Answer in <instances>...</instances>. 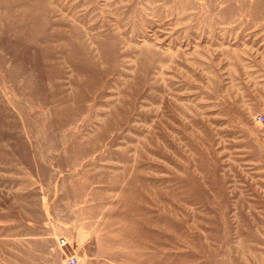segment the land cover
Segmentation results:
<instances>
[{
    "label": "rangeland",
    "instance_id": "374dc122",
    "mask_svg": "<svg viewBox=\"0 0 264 264\" xmlns=\"http://www.w3.org/2000/svg\"><path fill=\"white\" fill-rule=\"evenodd\" d=\"M260 115L264 0H0V264H264Z\"/></svg>",
    "mask_w": 264,
    "mask_h": 264
},
{
    "label": "built area",
    "instance_id": "2783aa9c",
    "mask_svg": "<svg viewBox=\"0 0 264 264\" xmlns=\"http://www.w3.org/2000/svg\"><path fill=\"white\" fill-rule=\"evenodd\" d=\"M258 120H259V122L264 124V115H260L258 117ZM58 245L60 247L64 246L65 245V241L62 238H60L58 240ZM63 264H81V263H80L79 257L74 252H70V253H67L65 255Z\"/></svg>",
    "mask_w": 264,
    "mask_h": 264
},
{
    "label": "crops",
    "instance_id": "0c3cea01",
    "mask_svg": "<svg viewBox=\"0 0 264 264\" xmlns=\"http://www.w3.org/2000/svg\"><path fill=\"white\" fill-rule=\"evenodd\" d=\"M39 232V234H41V232L40 231H38ZM31 233H32V231H31ZM69 248H72V245H68V246H64V247H62L61 249H62V253H63V255H65V253L67 254V253H70V251H69ZM40 251H41V253L42 254H44L45 256H48V251L46 252V249H40ZM63 260H64V258L61 260L62 261V263H60V264H63Z\"/></svg>",
    "mask_w": 264,
    "mask_h": 264
}]
</instances>
